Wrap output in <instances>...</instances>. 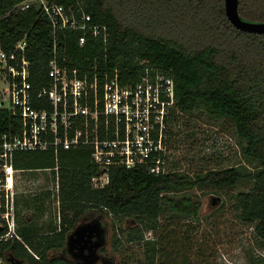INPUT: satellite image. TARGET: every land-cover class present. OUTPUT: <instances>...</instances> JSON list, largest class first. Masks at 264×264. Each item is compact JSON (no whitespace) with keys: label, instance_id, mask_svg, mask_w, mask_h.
<instances>
[{"label":"trees","instance_id":"1","mask_svg":"<svg viewBox=\"0 0 264 264\" xmlns=\"http://www.w3.org/2000/svg\"><path fill=\"white\" fill-rule=\"evenodd\" d=\"M23 1L0 0V39L8 47L25 38L36 83L45 81L54 57L63 66L77 68L81 76L101 80L117 69L125 83L136 81L147 69H158L174 79L181 114L198 111L233 123L252 168L190 175L184 170L155 174L145 167L116 166L108 183L95 187L92 177L99 169L87 148L61 151L58 160L52 151L16 152V169L57 168L59 226L43 232L18 230L40 258L14 238L3 245L5 264H77L68 256L67 236L86 219L103 215L136 221L120 231L128 242L145 241L146 264H177V256L187 264L185 243L179 244L175 234L160 235L159 220L168 213L167 205L176 210L173 216L182 207L188 210L184 194L176 193L194 187L233 189L248 183V189L233 195L234 208L239 220L252 225L264 240V34L237 29L226 15L224 0H56L75 9L82 2L92 22L107 26V41L88 37L80 45L82 31L54 33L37 4ZM238 10L245 20L264 22V0H239ZM19 124L0 110V132H16ZM146 231L156 237L145 240ZM122 242L116 237L113 245L118 248ZM107 260L103 257L104 264Z\"/></svg>","mask_w":264,"mask_h":264},{"label":"built area","instance_id":"2","mask_svg":"<svg viewBox=\"0 0 264 264\" xmlns=\"http://www.w3.org/2000/svg\"><path fill=\"white\" fill-rule=\"evenodd\" d=\"M34 3L48 18L53 32L80 30L79 44L88 37L107 41L106 25L92 22L80 2L75 9L56 0H24ZM0 110L16 117V132H0V264H5L3 245L21 241L37 259L17 230L15 175L16 152L61 151L87 148L99 169L95 187L109 181L113 167H145L155 174L170 170L174 126L181 118L176 105L174 79L158 69H147L134 82L121 80L118 70L101 80L80 75L77 68L49 61L43 83L33 79L25 38L5 47L0 39ZM57 171V168H56ZM179 171V170H177ZM57 204L59 178L57 173Z\"/></svg>","mask_w":264,"mask_h":264},{"label":"rangeland","instance_id":"3","mask_svg":"<svg viewBox=\"0 0 264 264\" xmlns=\"http://www.w3.org/2000/svg\"><path fill=\"white\" fill-rule=\"evenodd\" d=\"M171 139L168 142L170 170H184L187 174L195 175L233 166L252 168V163L242 151L245 142L236 133L233 123L225 118L198 111L181 114ZM16 175L18 182L15 181L14 186L17 192L38 197L35 211L29 215L24 213V216L17 212V217L22 218L20 220L18 217L19 226L28 225L36 232L59 226L57 171L23 170ZM249 187L248 183H241L233 189L194 187L176 193V196L184 194L189 209L182 207L173 216L171 213L176 210L167 205L168 213L159 220L160 235L175 234L179 244L185 243L187 264H264V240L255 235L252 225L239 220L233 204V195ZM103 216L101 219L107 229V242L102 256L108 257L107 264H146L149 248L145 241L128 242L120 231V228L124 230L134 226L136 221L127 217L118 220L111 215ZM91 220L93 217L84 222ZM116 237H121L123 241L118 248L113 245ZM145 237V240L154 238L156 233L146 231ZM176 259L177 264H185L181 256ZM97 264H104V261Z\"/></svg>","mask_w":264,"mask_h":264},{"label":"water","instance_id":"4","mask_svg":"<svg viewBox=\"0 0 264 264\" xmlns=\"http://www.w3.org/2000/svg\"><path fill=\"white\" fill-rule=\"evenodd\" d=\"M225 12L231 23L239 30L264 34V22L243 19L239 14V0H224ZM107 229L101 218L82 222L67 236L66 249L77 264H97L103 261L99 249L105 247Z\"/></svg>","mask_w":264,"mask_h":264},{"label":"crops","instance_id":"5","mask_svg":"<svg viewBox=\"0 0 264 264\" xmlns=\"http://www.w3.org/2000/svg\"><path fill=\"white\" fill-rule=\"evenodd\" d=\"M38 170H41V169H38ZM24 171H33V170H24ZM15 181L18 182L17 175H15ZM36 199H38V197L37 198H34L31 195L29 196L28 194H22V193L20 194V193H17V196H16V221H17V230H20L21 232L22 231L23 232L25 231L26 233L34 230V228H30L28 225H26V226L23 225L25 227V229L23 228V226H19V224H18L19 219L21 220L22 218L18 216L19 217V219H18L17 212H19L20 215L24 216V213H25V215H29V213H32L33 211H35V207H36L35 206L36 205L35 200ZM46 201H48V197L46 198ZM37 232H39V231H37Z\"/></svg>","mask_w":264,"mask_h":264},{"label":"flooded vegetation","instance_id":"6","mask_svg":"<svg viewBox=\"0 0 264 264\" xmlns=\"http://www.w3.org/2000/svg\"><path fill=\"white\" fill-rule=\"evenodd\" d=\"M103 248H104V247H102V248L99 249V252H100L101 254H102V249H103ZM68 256H69L70 258H72L71 255H70L69 253H68ZM72 259H73V258H72ZM73 260H74V259H73ZM75 261H76V260H75ZM76 262H77V261H76Z\"/></svg>","mask_w":264,"mask_h":264}]
</instances>
